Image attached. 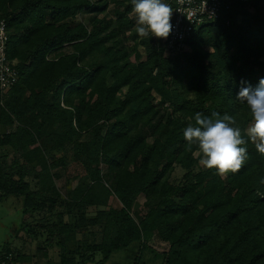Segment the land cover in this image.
<instances>
[{
	"label": "trees",
	"instance_id": "obj_1",
	"mask_svg": "<svg viewBox=\"0 0 264 264\" xmlns=\"http://www.w3.org/2000/svg\"><path fill=\"white\" fill-rule=\"evenodd\" d=\"M131 8V0H0L7 57L19 73L0 95L7 130L0 148L23 152V163L0 165V196L25 197L29 208L27 150L44 139L51 150L70 147L85 168L90 183L75 209L106 208L75 225L46 224L47 245L62 248L61 264L90 262L78 236L92 228L103 241L87 251L102 253L104 262L135 243L147 247L158 234L169 243L162 264H264V155L249 142L242 168L220 176L199 164L197 146L183 137L201 113L233 117L248 138L250 110L235 97L241 82L255 86L264 77V0L233 4L170 56L165 40L136 33ZM80 14L88 23H76ZM61 165L37 172L38 195L60 198L51 172ZM177 167L184 174L173 182ZM141 196L150 209L137 221L131 213ZM112 197L121 209L108 208ZM0 255L18 263L9 251Z\"/></svg>",
	"mask_w": 264,
	"mask_h": 264
},
{
	"label": "rangeland",
	"instance_id": "obj_2",
	"mask_svg": "<svg viewBox=\"0 0 264 264\" xmlns=\"http://www.w3.org/2000/svg\"><path fill=\"white\" fill-rule=\"evenodd\" d=\"M114 7L115 4L111 2L109 13L106 12V14L113 15ZM89 17L86 14H80L76 19V23H88L87 19ZM126 44L128 47L133 46L131 41H126ZM167 55L170 56L168 53ZM131 57L134 61L135 52H132ZM18 126L19 124L16 123L13 131H16ZM5 132H7L6 128L0 126V133ZM37 149H40V151L37 152ZM27 151L31 155V162L28 165L29 172L25 182L30 184V191L35 196L31 200L29 208L26 207L25 197L0 196V252H11L22 264H60L62 248L56 245H47L46 224L51 221L62 220L66 224L75 225L80 215H85L88 219H91L96 217L99 211L106 208L75 209L78 192L84 190L90 182L85 177V168L75 160L74 152L70 147L51 150V146L44 139H38L35 145ZM16 159L23 163L22 150L21 152H15L11 147L0 148V165L10 166ZM60 160L64 161V165L53 169L51 172L54 175V183L60 198L53 199L55 197L49 193L44 194L45 197L38 195L41 190V182L37 178V172L43 170L45 165L50 166ZM106 170L107 167L104 168V172ZM183 174L184 171L177 167L173 175V182L181 181ZM15 179L18 180L19 178ZM104 184L110 187V182ZM53 200H56V203H53ZM147 204L145 196H141L133 206L132 217L137 221H139V218H144L150 209ZM108 208L121 209L122 204L117 198L112 197ZM85 232V234H80L78 238L85 245L82 255L90 260L88 264H162L163 260L159 255L169 249V243L160 239L158 234H155L156 236L151 239L147 247L143 248L135 243L128 249L114 252L109 260L104 262L102 253L87 251L88 245L93 247L102 243L103 234L98 228H92ZM77 259L81 261L82 258Z\"/></svg>",
	"mask_w": 264,
	"mask_h": 264
},
{
	"label": "clouds",
	"instance_id": "obj_3",
	"mask_svg": "<svg viewBox=\"0 0 264 264\" xmlns=\"http://www.w3.org/2000/svg\"><path fill=\"white\" fill-rule=\"evenodd\" d=\"M131 11L136 16V33L166 40L173 31L171 23L173 10L167 0H131ZM250 110L252 122L247 129L248 138L229 115L214 114L215 118L201 113L194 115V124L183 130L184 139L195 144L201 158L199 164L214 170L217 175L238 172L248 156L249 142L254 143L256 151L264 155V77L252 86L241 82L235 97Z\"/></svg>",
	"mask_w": 264,
	"mask_h": 264
},
{
	"label": "built area",
	"instance_id": "obj_4",
	"mask_svg": "<svg viewBox=\"0 0 264 264\" xmlns=\"http://www.w3.org/2000/svg\"><path fill=\"white\" fill-rule=\"evenodd\" d=\"M247 0H167L173 10V31L165 40L167 53L187 50L186 41L200 26L217 20L221 13L237 2ZM7 24L0 20V95L6 94L19 81V73L7 57ZM0 264H14L11 255H0Z\"/></svg>",
	"mask_w": 264,
	"mask_h": 264
},
{
	"label": "crops",
	"instance_id": "obj_5",
	"mask_svg": "<svg viewBox=\"0 0 264 264\" xmlns=\"http://www.w3.org/2000/svg\"><path fill=\"white\" fill-rule=\"evenodd\" d=\"M17 264H22V263L18 262ZM60 264H61V263H60Z\"/></svg>",
	"mask_w": 264,
	"mask_h": 264
}]
</instances>
